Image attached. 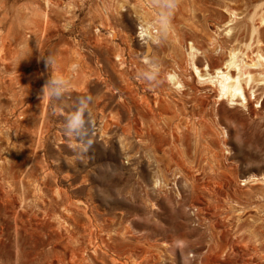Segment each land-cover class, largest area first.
<instances>
[{
	"label": "rangeland",
	"instance_id": "obj_1",
	"mask_svg": "<svg viewBox=\"0 0 264 264\" xmlns=\"http://www.w3.org/2000/svg\"><path fill=\"white\" fill-rule=\"evenodd\" d=\"M138 1L0 0V264H264V67L245 69L249 103L209 80L232 49L264 56V0Z\"/></svg>",
	"mask_w": 264,
	"mask_h": 264
},
{
	"label": "bare ground",
	"instance_id": "obj_2",
	"mask_svg": "<svg viewBox=\"0 0 264 264\" xmlns=\"http://www.w3.org/2000/svg\"><path fill=\"white\" fill-rule=\"evenodd\" d=\"M138 1V0H137ZM142 1H144V0H142ZM194 1V0H193ZM203 1V0H202ZM206 1H208V0H206ZM228 1V0H227ZM253 1V0H252ZM139 3H140V1H138ZM144 2H146V1H144ZM144 2H142L141 4L143 5L144 4ZM148 2V1H147ZM192 2V1H191ZM205 2V1H204ZM54 3V2H53ZM52 3V4H53ZM75 3H77V2H75ZM135 3V2H134ZM150 3H152V2H150ZM149 2L147 3V4H150ZM213 3V2H212ZM225 3H226V5H227V3L228 2H226L225 1ZM231 3H232V1H231ZM264 3V2H263ZM138 4V3H137ZM190 4V3H189ZM192 4V3H191ZM233 5H234V3H232ZM247 4V3H246ZM257 4V3H256ZM260 4V3H259ZM48 5V4H47ZM106 5V4H105ZM113 5V4H112ZM141 5V6H142ZM152 6H153V4H151ZM150 5V6H151ZM197 5V4H196ZM230 5V4H229ZM228 5V6H229ZM235 5L236 6H238L237 5V3H235ZM1 6V5H0ZM6 6V5H5ZM5 6H3L4 8H5ZM55 6V5H54ZM71 6V5H70ZM145 6V5H144ZM149 6V5H148ZM257 6V5H256ZM264 6V5H263ZM2 7V8H3ZM72 7V6H71ZM70 7V8H71ZM77 7V6H76ZM110 7V6H109ZM134 7V6H133ZM132 7V8H133ZM159 7V6H158ZM157 7V8H158ZM233 7V6H232ZM239 7V6H238ZM259 7V6H258ZM1 8V7H0ZM74 8V7H73ZM111 8V7H110ZM137 8V7H136ZM153 8V7H152ZM218 8V7H217ZM260 8V7H259ZM107 9V8H106ZM125 9V8H124ZM190 9V8H189ZM192 9V8H191ZM227 9H229V8H227ZM232 9V8H231ZM230 9V10H231ZM261 9V8H260ZM64 10V9H63ZM108 10V9H107ZM106 10V11H107ZM155 10V9H154ZM158 10V9H157ZM221 10V9H220ZM229 10V11H230ZM264 10V9H263ZM109 11V10H108ZM191 11V10H190ZM193 11H194V7H193ZM196 11V10H195ZM224 11H226V10H224ZM235 11V10H234ZM237 11V10H236ZM242 11V10H241ZM252 11V10H251ZM7 12V11H6ZM50 12V11H49ZM145 12H147V11H145ZM175 12V11H174ZM174 12H172V13H174ZM192 12V11H191ZM190 12V13H191ZM201 12V11H200ZM231 12V11H230ZM229 12V13H230ZM240 11H238V14H240L241 15V13H239ZM148 13V12H147ZM197 13V12H196ZM228 13V12H227ZM232 13V12H231ZM235 12H233L232 14H234ZM251 13V12H250ZM48 14V13H47ZM113 14V13H112ZM211 14V13H210ZM219 14V13H218ZM235 14H237V13H235ZM253 15L251 16V18H250V24H251V28H252V34H253V36H257V37H260V34H261V31L264 29V11L262 12H258L257 10L255 11V12H253L252 13ZM72 15V14H71ZM75 15H76V13H75ZM195 15V14H194ZM239 15V16H240ZM6 16V15H5ZM49 16V15H48ZM169 16V15H168ZM7 17V16H6ZM74 17V16H73ZM243 17V16H242ZM78 18V17H77ZM169 18V17H168ZM189 18V17H188ZM236 18H237V15H236ZM3 19H4V17H3ZM51 19V18H50ZM165 19H166V17H165ZM231 19H232V16H231ZM238 19V18H237ZM241 19V18H240ZM239 19V20H240ZM247 19H248V17H247ZM163 21H164V19H162ZM236 20V19H235ZM246 20V19H245ZM74 21V20H73ZM72 21V22H73ZM76 21H78V20H76ZM160 21V20H159ZM159 21H157V22H159ZM167 21H169V19L167 20ZM232 21H234V20H232ZM7 22V21H6ZM49 22V21H48ZM75 22V21H74ZM143 22V21H142ZM149 22V21H148ZM240 22V21H239ZM249 22V21H248ZM247 22V23H248ZM68 23H70V22H68ZM144 23V22H143ZM160 23V22H159ZM159 23H157L158 25H159ZM241 23V22H240ZM246 23V22H245ZM75 24V23H74ZM162 24V23H161ZM179 24V23H178ZM153 25V24H152ZM176 25V24H175ZM233 25H234V22H233ZM233 25H230L229 23H228V25H226V28H224V29H227L229 32L230 31H232V27L231 26H233ZM236 25H237V23H236ZM240 25V24H239ZM242 26L244 25V24H241ZM48 26H50V25H47V27ZM75 26V25H74ZM157 26V25H156ZM224 26H225V24H224ZM235 26V25H234ZM238 26V25H237ZM248 26V25H247ZM1 27V26H0ZM162 26H160V28H161ZM12 28V27H11ZM66 28H68V27H66ZM189 28V27H188ZM234 28V27H233ZM72 29V28H71ZM156 29V27H151V25H150V23L148 24L147 23V26H145V23H144V26L142 27V35L143 36H145V41H146V39L148 40H153V41H157V40H159L158 39V37H159V35H156V33L159 31V30H157L155 33L153 32L154 30ZM167 29H169V26H168V24H163V29L162 30H167ZM174 29V28H173ZM218 29H220V28H218L217 27V30ZM235 29V28H234ZM51 30V29H50ZM68 30V29H67ZM182 30V29H181ZM239 30V29H238ZM13 31V30H12ZM49 31V30H48ZM100 31V30H99ZM168 31V30H167ZM177 31V30H176ZM242 31V30H241ZM0 32H2V31H0ZM8 32V31H7ZM46 32V31H45ZM118 32V31H117ZM117 32L116 31H113L112 33H111V40H113L114 42H115V40H117V38H118V34H117ZM171 32V31H170ZM169 32V36H170V33ZM194 32V31H193ZM248 32V31H247ZM5 33V32H4ZM42 33V32H41ZM101 33V32H100ZM140 33V34H141ZM174 33H176V32H174ZM235 33H237V31L235 32V30H234V34ZM240 33H243V32H240ZM1 34V33H0ZM3 34V33H2ZM1 34V35H2ZM69 34V33H68ZM103 34H105V33H102V35ZM228 34V33H227ZM244 34V33H243ZM0 35V36H1ZM175 35V34H174ZM176 35H177V33H176ZM176 35H175V37H176ZM180 35H181V33H180ZM194 35V34H193ZM211 35V34H210ZM225 35V34H224ZM233 35V34H232ZM4 36H5V34H4ZM9 36V35H8ZM16 36V35H15ZM76 36V35H75ZM80 36V35H79ZM168 36V37H169ZM177 36H179V35H177ZM228 36H229V34H228ZM44 37H45V35H44ZM43 37V38H44ZM77 37V36H76ZM99 37V36H98ZM102 37V36H101ZM100 37V38H101ZM106 37H107V35H106ZM173 37V36H172ZM175 37H173V39L175 38ZM233 37V36H232ZM262 37V36H261ZM260 37V38H261ZM78 38V37H77ZM142 38V37H141ZM184 38V37H183ZM205 38V37H204ZM211 38H212V36H211ZM2 39H3V37H2ZM45 39V38H44ZM105 39H107V38H105ZM110 39V38H109ZM161 39V38H160ZM258 39V38H257ZM180 40V39H179ZM197 40V39H196ZM260 40V39H259ZM7 41H9L8 40V37H7ZM14 41H16L15 39H14ZM43 41V40H42ZM105 41V40H104ZM178 41V40H177ZM181 41V40H180ZM3 42V41H2ZM101 42H103V39H97V42H96V44H101ZM217 42V41H216ZM8 43V42H7ZM14 43V42H13ZM13 43H11V44H13ZM43 43H45V42H43ZM121 43V42H120ZM119 43V44H120ZM147 43V49L149 50V48H151L150 46V43H149V41H147L146 42ZM184 43V42H183ZM195 43V42H194ZM1 44H3V43H1ZM10 44V45H11ZM42 44V43H41ZM102 44H104V42L102 43ZM116 44V43H115ZM186 44H187V42H186ZM218 44V43H217ZM252 44V43H251ZM20 45V44H19ZM43 45V44H42ZM178 45V44H177ZM194 45L195 44H193L192 43V41H191V44H190V49H191V51H192V55H195L196 53H195V47L197 46V45H195V47H194ZM216 45V44H215ZM250 45V44H249ZM2 46H4V45H2ZM6 46H7V44H6ZM12 46V45H11ZM29 46V45H28ZM179 46V45H178ZM219 46V45H218ZM15 47V46H14ZM44 47V45L42 46V48ZM180 47H181V45H180ZM253 47V46H252ZM258 47V46H257ZM7 48V47H6ZM16 48V47H15ZM220 48V47H219ZM246 48H247V45H246ZM67 49V48H66ZM69 49H70V47H69ZM121 49H122V47H121ZM170 49V48H169ZM248 49V48H247ZM249 49H250V47H249ZM2 50V49H1ZM7 50V49H6ZM24 50V49H23ZM201 50V49H200ZM233 50V49H232ZM231 50V52L229 53V56H228V58H226L225 59V61H226V63H224L225 64V67H218V68H214L215 70V72H214V75H210L209 76V80L215 85L216 84V86H217V91H219V94H218V96H221L222 97V99L223 98H227V101H228V99L229 100H235V99H238V98H242L246 103L248 102L247 101V93H246V87H245V84H247V83H250V82H252L253 81V78H254V76H253V72H250V71H247V73L245 72V69H250L251 67H250V65L251 66H258V67H264V56H260V55H258L259 56V58H257L258 60L257 61H254V59L253 60H251L250 59V63H247V61H245L243 58H239V56L240 55H237L236 53H234V52H236V50H234V52ZM29 51V50H28ZM41 51V50H40ZM77 51V50H76ZM188 51V50H187ZM190 51V52H191ZM210 51V50H209ZM241 51H243V50H241ZM255 51V50H254ZM260 51V50H259ZM258 51V52H259ZM1 52V51H0ZM3 52H4V49H3ZM121 52V51H120ZM189 52V53H190ZM198 52H201V51H198ZM197 52V53H198ZM247 53H248V51H246ZM42 53V52H41ZM122 53H123V51H122ZM202 53H203V51H202ZM209 54H210V52H208ZM243 53H244V51H243ZM250 53V52H249ZM253 53V52H252ZM263 53V52H262ZM0 54H4V53H0ZM16 54V53H15ZM125 54V53H124ZM142 54V53H141ZM239 54V53H238ZM245 54V53H244ZM5 55V54H4ZM40 55H42V54H39V56ZM44 55V54H43ZM198 55H200V53L198 54ZM202 55V54H201ZM246 55V54H245ZM256 54H253V56H255ZM1 56V55H0ZM77 56H79V55H77ZM170 56V55H169ZM243 57H244V55H242ZM249 56V55H248ZM252 56V55H251ZM41 57V56H40ZM80 57V56H79ZM82 57V56H81ZM117 57H118V60H119V62H120V65H124V64H126V60H125V57H126V55H125V57H121V55H119V54H117ZM147 57L148 56H146V57H144V59H143V62L145 61V60H148L147 59ZM196 57V56H195ZM204 57V56H203ZM207 57H208V54H207ZM241 57V56H240ZM1 58H2V56H1ZM3 58H4V56H3ZM174 58V57H173ZM178 57H176V59H177ZM190 58V57H189ZM209 58V57H208ZM68 59V58H67ZM83 59V58H82ZM81 59V61H83ZM249 59V58H248ZM183 60V59H182ZM189 60V59H188ZM190 60H192V59H190ZM189 60V61H190ZM79 61H80V59H79ZM86 61V60H85ZM180 61V60H179ZM179 61H178V63H179ZM196 61H198V60H194L192 63H193V66L192 65H190V66H192V68L194 69V71H195V73H197V75L199 76V77H204L201 73V70H200V67H199V65H198V63L196 62ZM41 62V61H40ZM175 62H176V60H175ZM208 62V61H207ZM2 63H3V61H2ZM84 63V62H83ZM118 63V62H117ZM182 63V62H181ZM187 63H188V61H187ZM131 64V63H130ZM183 64V63H182ZM210 64V63H209ZM7 65H8V63H7ZM74 65V64H73ZM76 65V64H75ZM77 65H79V64H77ZM80 65H81V62H80ZM132 65V64H131ZM179 65V64H178ZM187 65V64H186ZM126 66H128L127 64H126ZM137 66V65H136ZM157 66V65H156ZM155 66V67H156ZM176 66V65H175ZM78 67V66H77ZM77 67H74V68H77ZM122 67V66H121ZM125 67V66H124ZM179 67V66H178ZM188 67V66H187ZM248 67V68H247ZM41 68V67H40ZM74 68H71V69H74ZM80 68H81V66H80ZM79 68V69H80ZM84 68V67H83ZM82 68V71L84 70ZM123 68V67H122ZM121 68V69H122ZM128 68V67H127ZM256 68V67H255ZM254 68V69H255ZM57 69V68H56ZM79 69H78V71H79ZM133 69V68H132ZM132 69H130V70H132ZM151 69H153V67L151 68ZM159 69H161L160 67L158 68V70ZM75 70V69H74ZM122 70H124V69H122ZM154 70V69H153ZM157 70V71H158ZM164 70V69H163ZM180 70V69H179ZM73 71V70H72ZM77 71V70H76ZM156 71V70H155ZM175 71V70H174ZM181 71V70H180ZM184 71V70H183ZM186 71V70H185ZM203 71V70H202ZM206 71V70H205ZM252 71V70H251ZM256 71H257V69H256ZM259 71H261L260 69H259ZM263 71H264V69H263ZM80 72V71H79ZM87 72H88V70H87ZM128 72H129V70H128ZM160 72V71H159ZM210 72V71H209ZM58 73V72H57ZM76 73V72H75ZM123 73V72H122ZM121 73V74H122ZM131 73V72H130ZM187 73V72H186ZM255 73V72H254ZM258 73V72H257ZM260 74H261V72H259ZM59 74V73H58ZM71 74H74V73H71ZM125 74V73H124ZM162 74V73H161ZM164 74H165V72H164ZM208 74V73H207ZM206 74V75H207ZM60 75V74H59ZM76 75H78V74H76ZM85 75H86V73H85ZM178 74H176V72H169V70L166 72V79H167V82L169 83V84H172L174 87L178 84V86H177V88H180L181 89V82H183V81H180L179 79L180 78H178V76H177ZM190 75H191V73H190ZM262 75H263V72H262ZM261 75V76H262ZM74 76V75H73ZM180 76V75H179ZM183 76V75H182ZM244 76H245V78H244ZM258 76H260L259 74H258ZM63 77V76H62ZM61 77V78H62ZM89 77V76H88ZM126 77V76H125ZM165 77V76H164ZM60 78V77H59ZM67 78V77H66ZM128 78V77H127ZM191 78H192V76H191ZM257 78V77H256ZM256 78H255V80H256ZM262 78H264V77H262ZM77 79V78H76ZM75 79V80H76ZM99 79V78H98ZM102 79V78H101ZM100 79V80H101ZM125 79V78H124ZM141 79V78H140ZM189 79V78H188ZM201 79V78H200ZM106 80V79H105ZM137 80H139V78L137 79ZM193 80V79H192ZM258 80V79H257ZM256 80V81H257ZM259 80H260V78H259ZM262 80H264V79H262ZM261 80V81H262ZM2 81V80H1ZM69 81H70V79H69ZM126 81V80H125ZM129 81V80H128ZM201 81V80H200ZM207 81H208V79H207ZM260 81V82H261ZM68 82V81H67ZM86 82V81H85ZM131 82V81H130ZM143 82V81H142ZM204 82V81H203ZM255 82V81H254ZM101 83V82H100ZM103 83H104V81H103ZM132 83H133V85H135L134 84V82L132 81ZM136 83V82H135ZM140 83H141V81H140ZM184 83V82H183ZM255 83H257V82H255ZM125 84V83H124ZM130 84V83H129ZM142 84V83H141ZM185 84V83H184ZM200 84H201V82H200ZM205 84V83H204ZM204 84H203V86H204ZM259 84V83H258ZM258 84H256V85H258ZM85 85V84H84ZM83 85V86H84ZM208 85V84H207ZM210 86H211V84H209ZM208 85V86H209ZM252 85H254V84H252ZM77 86V85H76ZM172 86V87H173ZM247 86V85H246ZM86 87V86H85ZM84 87V88H85ZM113 87V86H112ZM136 87H137V84H136ZM139 87V86H138ZM202 87V86H201ZM205 87V86H204ZM253 87V86H252ZM75 88V87H74ZM77 88V87H76ZM81 88V87H80ZM88 88V87H87ZM110 88V87H109ZM127 88H129V87H127ZM132 88V87H131ZM134 88V87H133ZM152 88V87H151ZM176 88V87H175ZM153 89H155V88H153ZM186 89V88H185ZM253 89V88H252ZM75 90H77V89H75ZM84 90V89H83ZM82 89H81V91H83ZM111 90V89H110ZM114 90V89H113ZM141 90V89H140ZM159 90V89H158ZM172 90H173V88H172ZM209 90V89H208ZM215 90V89H214ZM72 91V90H71ZM129 91H134V90H131V89H129ZM136 91V90H135ZM134 91V92H135ZM171 91V90H170ZM182 91V90H181ZM180 91V92H181ZM210 91V90H209ZM211 91H213V90H211ZM249 91V90H248ZM73 92H74V90H73ZM113 92V91H112ZM145 92V91H144ZM143 92V93H144ZM183 92V91H182ZM216 92V91H215ZM48 93H49V91H48ZM116 93V92H115ZM140 93V92H139ZM179 93V92H178ZM171 94V93H170ZM50 95V94H49ZM49 95H47L48 97H47V99L48 100H50L51 98L49 97ZM115 95V94H114ZM143 95V94H142ZM144 96V95H143ZM147 96V95H146ZM135 97V96H134ZM148 97H149V95H148ZM147 97V98H148ZM45 98V97H44ZM122 98V97H121ZM145 98V97H144ZM157 98V97H156ZM182 98V97H181ZM158 99V98H157ZM161 99V98H160ZM160 99L158 100V102L160 101ZM120 100V99H119ZM136 100H137V98H136ZM142 101H143V103L144 104H146V107H148L151 111H152V113H155L156 114V112L159 110V107H158V105H156L158 102H156V103H154V104H151L147 99H141ZM215 100V99H214ZM219 100V99H218ZM218 100H215V102L216 101H218ZM224 100V99H223ZM49 102V101H48ZM120 102V101H119ZM237 102V101H236ZM47 103V102H46ZM243 103V102H242ZM249 103V102H248ZM49 105H50V103H49ZM142 105V104H141ZM142 108H144L143 107V105H142ZM21 109V108H20ZM25 111H26V109H24ZM23 111V110H22ZM46 111V110H45ZM27 112V111H26ZM101 113H103V112H101ZM21 114V113H20ZM19 114V115H20ZM103 115H104V113H103ZM156 116V115H155ZM21 117V116H20ZM22 117H24V115L22 116ZM44 118V117H43ZM108 118V117H107ZM156 118V117H155ZM180 118V117H179ZM16 119V118H15ZM14 119V120H15ZM19 119V118H18ZM45 119V118H44ZM101 119H103L102 117H101ZM112 119V118H111ZM17 120V119H16ZM26 120V119H25ZM2 122V121H1ZM45 122V121H44ZM45 124V123H44ZM43 124V125H44ZM6 125V124H5ZM3 125H1V127H2ZM44 127V126H43ZM42 127V128H43ZM4 128V127H3ZM5 129V128H4ZM14 129V128H13ZM8 131V130H7ZM10 131H12L11 129H10ZM112 131V130H111ZM4 132H6V130L4 131ZM42 132V131H41ZM7 133V132H6ZM5 133V134H6ZM9 133V132H8ZM11 133V132H10ZM44 133H45V131H44ZM103 133H105V132H103ZM2 134H3V131H2ZM12 134V133H11ZM36 134V133H35ZM41 134V133H40ZM13 135V134H12ZM130 135V134H129ZM3 136H4V134H3ZM8 136V135H7ZM11 136V135H10ZM16 136V135H15ZM40 137V136H39ZM42 137V136H41ZM44 137H46L45 136V134H44ZM6 138V137H5ZM10 138V137H9ZM11 138H13V137H11ZM14 139V138H13ZM15 139H16V137H15ZM8 141H10V140H8ZM39 141V140H38ZM40 142H41V138H40ZM16 143V142H15ZM10 144V143H9ZM18 144V143H17ZM15 145V144H14ZM16 147H17V145H15ZM41 146V145H40ZM39 146V147H40ZM11 147V145L9 146V148ZM14 147V146H13ZM7 148V147H6ZM12 149V148H11ZM16 149V148H15ZM14 148H13V150H15ZM18 149V148H17ZM13 150H10V153H11V151H13ZM37 150V149H36ZM17 151V150H16ZM7 152H8V150H7ZM12 153H14V152H12ZM17 153H18V151H17ZM36 154V153H35ZM9 155V154H8ZM13 155V154H12ZM11 155V156H12ZM10 155H9V157H11ZM8 163V162H7ZM25 175V174H24ZM47 175H49V174H47ZM47 177V176H46ZM49 177V176H48ZM252 178V177H251ZM257 178V177H256ZM49 180V179H48ZM252 180V182H253V178L251 179ZM251 180H249V181H251ZM258 180H260V179H258ZM40 181V180H39ZM245 181H247L248 182V180H245ZM264 181V180H263ZM30 182V181H29ZM32 182V181H31ZM255 182H256V180H255ZM35 183V182H34ZM39 183V182H38ZM46 183H47V181H46ZM58 184V183H57ZM245 184H246V182H245ZM248 184V183H247ZM246 184V185H247ZM46 185V184H45ZM48 185V184H47ZM33 186V185H32ZM35 186H37V182H36V185ZM40 187H41V185H40ZM35 189V188H34ZM43 189V188H42ZM61 189V188H60ZM36 192V191H35ZM56 193L55 194H57L59 197H60V195L62 194L61 193V190H59L58 189V187H57V190L55 191ZM38 194V193H37ZM36 195V194H35ZM39 195V194H38ZM37 196V195H36ZM35 196V197H36ZM42 196V195H41ZM61 196H63V195H61ZM41 198V197H40ZM66 198H69V197H66ZM26 199V198H25ZM42 199V198H41ZM41 199H39V200H41ZM44 199H46V198H44ZM36 200H38V199H36ZM38 200V201H39ZM68 200H70V199H68ZM27 201V200H26ZM41 201H43V200H41ZM52 202V201H51ZM24 203V202H23ZM22 203V204H23ZM71 203V202H70ZM71 204H74V203H71ZM70 204V205H71ZM46 205V204H45ZM69 205V206H70ZM66 206V205H65ZM64 207V206H63ZM76 207V206H75ZM88 207V206H87ZM24 208H26V207H24ZM23 208V209H24ZM66 208V207H65ZM81 208V207H80ZM63 209V208H62ZM76 209V208H75ZM78 209V208H77ZM87 209V208H86ZM69 210V209H68ZM65 211V210H64ZM80 211H81V209H80ZM69 212H71V210L69 211ZM68 212V213H69ZM85 212V211H84ZM67 213V214H68ZM86 213H88V212H86ZM57 214V213H56ZM55 214V215H56ZM60 214V213H59ZM73 215V214H72ZM75 215V214H74ZM59 216V215H58ZM61 216V215H60ZM59 216V217H60ZM70 216V215H69ZM88 216V215H87ZM91 216V215H90ZM71 217V216H70ZM53 218H55V216H53ZM77 218V217H76ZM91 217H89V219H90ZM64 219V218H63ZM70 219V218H69ZM66 220V219H65ZM243 220V219H242ZM55 222H56V218H55V220H54ZM60 221V220H59ZM68 222V221H67ZM57 224H58V222H56ZM60 223H62V222H60ZM59 223V224H60ZM77 223V222H76ZM256 225H258V224H256ZM65 226V225H64ZM61 227V226H60ZM70 227V226H69ZM256 227H258V226H256ZM65 228V227H64ZM252 228V227H251ZM264 228V227H263ZM59 229V228H58ZM66 229V228H65ZM65 229H62V230H65ZM250 229V228H249ZM256 229V228H255ZM61 230V229H60ZM67 230H68V228H67ZM70 230V229H69ZM257 230V229H256ZM256 230H254V232L256 231ZM251 231V230H250ZM66 233V232H65ZM93 233H94V231H93ZM67 234V233H66ZM76 235V234H75ZM71 236V235H70ZM90 236H91V234H90ZM251 236V235H250ZM253 237V236H252ZM66 238H68V237H66ZM74 238H75V236H74ZM71 239H73L72 237H71ZM92 239V238H91ZM260 239V238H259ZM76 240H77V238H76ZM76 240H73V241H76ZM260 240H262V239H260ZM72 241V242H73ZM91 241V240H90ZM94 241V240H93ZM261 242V241H260ZM68 243L70 244V242L68 241ZM76 243V242H75ZM92 244V243H91ZM95 244V243H94ZM93 244V245H94ZM99 244V243H98ZM75 245H77V244H75ZM107 245V244H106ZM261 245V244H260ZM259 244H258V246H260ZM262 245L264 246V242H262ZM69 246V245H68ZM68 246H66V247H68ZM72 246V245H71ZM245 246H246V244H245ZM258 246H256L257 248H258ZM74 247V246H73ZM97 247V246H96ZM249 247H250V245H249ZM248 247V248H249ZM255 247V248H256ZM82 248V247H81ZM84 248H85V246H84ZM86 248H88V246L86 247ZM85 248V249H86ZM95 248V247H94ZM260 248H262V246H260ZM253 249V248H252ZM263 249V248H262ZM77 250V249H76ZM258 251V250H257ZM259 251H260V249H259ZM76 252V251H75ZM87 252V251H86ZM86 252L84 253V254H86ZM89 252V251H88ZM94 252V251H93ZM95 252H97V250H95ZM260 252H262V251H260ZM78 254H79V252H77ZM82 253V254H83ZM90 253V252H89ZM88 253V254H89ZM263 253H264V251H263ZM262 253V255H264ZM65 254V253H64ZM73 254V256H71L72 257V262H74V263H76L77 264V262H78V260H77V258H78V255L76 254V253H72ZM257 254H259V253H257ZM82 256V255H81ZM85 256V255H84ZM83 256V257H84ZM82 257V258H83ZM60 258V257H59ZM64 258V257H63ZM132 258V257H131ZM263 258V257H262ZM58 259V258H57ZM130 259V258H129ZM59 260V259H58ZM85 260V259H84ZM128 260V259H127ZM132 260V259H131ZM115 261H117V259H115ZM114 261V262H115ZM136 261V260H135ZM80 262H81V260H80ZM117 262H119V261H117ZM86 263V262H85ZM116 263V262H115ZM128 263H129V261H128ZM83 264H84V262H83ZM117 264V263H116ZM123 264H124V262H123ZM133 264H134V262H133Z\"/></svg>",
	"mask_w": 264,
	"mask_h": 264
},
{
	"label": "clouds",
	"instance_id": "obj_3",
	"mask_svg": "<svg viewBox=\"0 0 264 264\" xmlns=\"http://www.w3.org/2000/svg\"><path fill=\"white\" fill-rule=\"evenodd\" d=\"M47 62L51 63L52 62L51 58H49V60ZM58 83H59L58 81H51L50 82L51 85H55V84H58ZM48 87H49V85H45V88H48ZM53 94L58 95L59 94L58 89H53ZM70 127H71V125H70Z\"/></svg>",
	"mask_w": 264,
	"mask_h": 264
}]
</instances>
